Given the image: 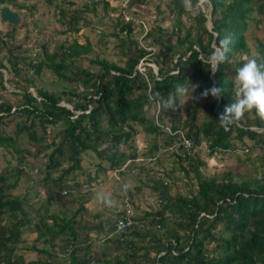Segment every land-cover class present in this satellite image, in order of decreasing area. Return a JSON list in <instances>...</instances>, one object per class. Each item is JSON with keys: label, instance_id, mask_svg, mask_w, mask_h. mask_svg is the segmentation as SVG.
<instances>
[{"label": "trees", "instance_id": "16d2710c", "mask_svg": "<svg viewBox=\"0 0 264 264\" xmlns=\"http://www.w3.org/2000/svg\"><path fill=\"white\" fill-rule=\"evenodd\" d=\"M28 1L34 2L0 0V6L11 4L21 14L23 10L34 16L36 3L28 5ZM97 2L103 18L114 23L111 34L123 61L99 55L87 60L91 43L76 38L64 41L60 51L50 52L45 42L39 43L34 56L23 48L24 39L17 43L14 39L7 47L9 53L0 56V147L18 158L16 167L0 171V264H264V121L253 110L227 128L218 124V115L233 102L236 70L248 59L264 65L260 31L253 49L247 36L252 24L264 28V0H166L164 8L156 7L144 44L135 35L136 27L139 31L143 27L135 20L123 21L121 14L145 0H128L120 8L116 0H45L46 5L54 4L62 33H77L81 21L92 22L89 14L96 12ZM169 20L167 28L164 23ZM214 33L219 38L230 35L232 43L227 61L213 74L203 60L218 44ZM12 34L10 30L4 36L10 39ZM4 36L0 47L5 48ZM141 60L147 62L144 69ZM87 61L94 68L85 66ZM45 70L56 81L40 86L31 73L40 76ZM189 83L199 85L195 91L199 99L185 118L176 120L177 86ZM212 86L223 89L219 105V99L211 96L200 98ZM170 99L171 108L166 105ZM166 117L172 118L169 123ZM182 138L191 139V146L181 144ZM234 140L260 152L261 170L249 177L230 170L205 176L201 168L206 163L198 153L202 143L212 155L231 149ZM84 154L92 161L93 181L103 182L102 173L111 172L119 183L131 176L136 190L142 176L152 174V164L170 155L174 169L197 181V191L172 194L169 173V178L147 175L160 209L145 210L134 216L127 231L100 239L95 233L106 227L113 232L115 219L123 213L109 202L88 208L85 203L93 195L90 180L86 188L79 185L82 195L69 191L84 171ZM40 155L44 156L39 163L35 158ZM32 173L35 180L29 179ZM25 175L33 186L41 184L50 191L46 199L36 201L40 205L36 223L30 191L14 192ZM119 183L113 190L117 200L122 189L132 196L131 189ZM64 188L69 189L66 195L61 193ZM64 196L75 201L70 217L52 208ZM27 229L35 234L29 244L22 236ZM31 252L35 257L26 259Z\"/></svg>", "mask_w": 264, "mask_h": 264}, {"label": "rangeland", "instance_id": "374dc122", "mask_svg": "<svg viewBox=\"0 0 264 264\" xmlns=\"http://www.w3.org/2000/svg\"><path fill=\"white\" fill-rule=\"evenodd\" d=\"M34 3H36V9H37L36 15L32 16L28 12H26L24 13L26 15L25 18L24 15L21 14L20 22L16 26L14 25L11 26L6 21L0 19V24L3 25V28H1L0 26V38L8 30H12V29H16L17 31L27 30L26 32L24 31L25 33L22 32L23 34L21 35L18 34L17 35L18 38H16V41L20 42L21 39H24L22 43H23V48L26 50V52L37 53V54L40 51L39 43L45 42L44 45L47 47V49L50 52H52L53 50L56 49H58L56 51H60L61 50L60 45L64 41L71 42L73 39L76 38L80 43H85V41L88 40L91 43V45L89 51L87 52V54L89 55L87 60H89V58H94L96 55H99L101 57L106 56L109 59H113V60H121V61L124 60L122 56L120 57L121 54L120 48L115 44L117 38L111 34L112 25H114V23L107 17L103 18V13H102L103 10L100 8L98 2L95 4L97 5V7H95L96 12L89 14V17L92 19V22L89 21L88 24H85L83 21H81L79 26V31L77 33L75 32L62 33L58 30L60 29V24L58 23L56 15L54 13V9H55L54 4L46 5L45 0H36V1L34 0V2L31 1L27 2L28 5H32ZM143 4L144 5L142 7L140 4L135 3L131 8L129 7V9L131 10L126 9L122 12V14L124 15V13H128L129 15H133V14H137L136 16L141 15V18H144V22H146L147 26H149L151 20L154 18L155 11H157L156 7L159 5L161 8H164V6L166 5V0H145ZM6 6H9L15 10L18 9V8H14V6L11 4ZM115 6H118L120 8V6L117 3H115ZM201 6L202 8H204V5ZM132 11H134L135 13H133ZM182 19L184 22L188 21V18L186 16H184ZM164 25L165 27L169 28L171 26V20L164 23ZM139 30L140 28L136 27L135 35L137 37L140 36L141 31ZM257 31H260L261 34L260 33L259 34L261 35V38L264 40V28L263 27L256 28L252 24L247 33L248 43L250 48L252 49L257 41L256 40L257 39L256 36L258 35ZM26 34L28 35L25 37ZM174 38L175 36L171 37V40L174 41ZM5 41L8 40L6 39ZM7 47H9L8 42L5 45V48L4 46L0 47L2 53H7V54L9 53ZM2 53H0V56H2ZM243 56H246V54H244ZM84 65L85 66L88 65L93 68L95 66V64H91L88 61ZM152 66L154 67L153 64ZM31 76L37 81V84H39L40 86L48 85V83L56 81V78L53 77L55 75L50 71H46V70L40 76L33 75L32 73ZM6 77H9L8 74H6ZM13 81L16 80L14 79ZM186 87H190V85H187ZM30 90L34 92L33 87H30ZM193 96L196 97V99H199L195 92L193 93ZM196 99H191L190 94L187 96L179 95V105L175 112L176 114L173 117L176 120H181L185 118L187 110L191 108L192 102ZM171 119L172 118L166 117L165 120L167 123H169ZM9 125H12V123H10ZM53 133L55 134L56 130H53ZM146 139L147 137L144 138V140ZM26 143H27V139L23 138L21 144L25 145ZM245 146L249 147L248 144L240 143L239 140H234L231 149L225 151L219 150L218 152L209 155V151L206 144L202 143V146L198 150V153L204 158V161L206 163L201 168L202 173L205 176L209 177L213 175H221L224 171L230 170L234 174L239 173L243 176H248V177L253 176L254 171L257 170L259 172L261 170L260 152L257 149L255 150L250 147L249 150L247 151V148L246 149L244 148ZM232 148H234V150H232ZM50 150L51 148L48 151ZM43 156L44 155H40L39 157L35 158V161L40 163L41 161H43ZM85 156L88 155L84 154L83 163H82L84 167V171L80 174H77L76 176L77 181L79 179L78 182L87 184L86 181L88 182V180H90L88 184H89V189L93 195L98 193L101 189H107L111 192L119 182H117L111 176L105 175L104 173L100 175L101 177L104 178L103 182L99 184L96 181H93L94 168L91 167L92 164H90L92 163V161H89ZM17 161L18 158L16 156L11 155L9 152L5 151L2 147H0V171H2L6 166L9 168L16 167ZM152 165H154L153 172L152 174L148 173L142 176L140 184L138 185L140 189L136 190V186H137L136 181L131 176L123 177V179L121 178L122 182L119 183L121 186L122 184H125L127 188L129 187L131 189L132 196L129 197L133 204V209L136 213L135 214L136 216L143 215L145 210L146 211L156 210V209H160L161 207L160 205L161 203L159 201L157 192L152 189L150 184H147L148 181L147 175H152L155 178L157 177L164 178V177H168L167 174L169 173L170 192L172 194H176L178 192L189 193L188 191L190 189L194 192L197 191V181L194 178L193 179L187 178V175H184L180 170H177L176 168L174 169L175 164L170 155L165 156L161 162L156 161ZM39 174H42V172ZM28 175H30L29 179L33 177V180H35L37 177L33 173ZM28 175H25L23 177L24 179L22 183L18 184L17 186L18 194L23 195L25 194L26 190L33 191L32 200L38 201L42 197L39 188L43 189V186H40L41 184L33 186L32 183H29V180L27 178ZM25 180H27L28 183ZM191 181H192V185L190 186ZM34 189L36 190L38 189V192H36ZM15 190L16 188L14 189V192L17 193V191ZM126 195L127 192H125L124 189H122L119 195L117 194V196L119 197L118 201L120 203H123V199L126 197ZM106 197L107 196L103 197V199H106ZM120 203H118L117 205L115 203H111V204L115 205L114 209H116L121 206ZM66 204L68 203L66 202ZM72 204L73 202L70 201L69 205ZM89 207L91 208L92 206L89 205ZM100 207H103V205ZM109 220L110 217L107 218L106 216L104 222H108ZM109 229L110 227H106L104 230H102V233L101 234L98 233L97 236H99L101 239L102 235L111 234L112 232H109L108 231ZM26 236H29V234L27 233ZM97 249H99L98 243H97ZM109 252L113 253L114 248L111 247L109 249Z\"/></svg>", "mask_w": 264, "mask_h": 264}, {"label": "clouds", "instance_id": "9594fccd", "mask_svg": "<svg viewBox=\"0 0 264 264\" xmlns=\"http://www.w3.org/2000/svg\"><path fill=\"white\" fill-rule=\"evenodd\" d=\"M3 6L5 5H1L0 9ZM141 6L143 7V5ZM122 15L123 14H121V17ZM214 35H216L218 38V44L214 43L213 51L207 58L203 60V63L208 65V68L211 70L213 74L218 70L221 64L227 61V54L231 51L230 45L232 43V38L230 35H226L223 38H219L218 34L214 33ZM141 44H144V42H141ZM149 49L153 50L152 46L151 47L149 46ZM32 55L34 56L35 53H33ZM233 84H234V99H232L233 102L230 105H226L224 111L218 115V124L221 127L227 128L240 121L245 115V113L251 112L253 110H255V113L259 117V119L264 121V65H258L254 59H248L246 62L242 64L241 67H239L236 70V73L233 77ZM189 85L190 87H185L184 85H178L176 92L178 95L187 96L190 94L191 99H196V97L193 96V93L196 91L199 85L190 84V83ZM222 91L223 89L216 86H212L211 88H205L200 93V98L206 99L209 96H211L214 99H219ZM157 95L159 94L157 93ZM166 105L167 107L171 108L174 106V101L170 99L169 101L166 102ZM165 128L167 131L170 132L168 126H165ZM151 159L153 158H150V160ZM72 183L75 185L84 184L82 182H78L76 178L72 181ZM126 201L129 203V208L132 210V214L130 216L134 223V216L136 213L133 209V204L131 203L129 196L126 195L119 209V211H121L123 215L115 219L113 232L106 237H111V235L113 234H122L123 232L127 231L132 227L133 223L129 228L125 229L122 232L116 231L117 220L126 215V206H125Z\"/></svg>", "mask_w": 264, "mask_h": 264}, {"label": "crops", "instance_id": "0c3cea01", "mask_svg": "<svg viewBox=\"0 0 264 264\" xmlns=\"http://www.w3.org/2000/svg\"><path fill=\"white\" fill-rule=\"evenodd\" d=\"M137 4H140V3H137ZM5 5H8V4H5ZM140 5H144V4H140ZM13 9V8H12ZM15 10V9H14ZM23 10H22V14H23ZM19 15H20V18H19V22H20V19H21V13L19 12ZM24 15V17L26 16L25 14H23ZM26 18V17H25ZM8 23V22H7ZM9 25H11L10 23H8ZM0 26H1V28H3V25H1L0 24ZM26 32L27 30H20V31H17L16 29H14V30H11V32L13 33L12 35V37H10V39L8 38V37H6V36H4V35H7L9 32H10V30H8V31H6L4 34H3V36H4V39L6 40H8V44H9V47L11 46V42L12 41H14V39H15V41H16V38H18V34H23L22 32ZM24 32V33H25ZM21 42V41H20ZM16 43H17V41H16ZM22 43V42H21ZM21 54H22V52H21ZM5 55V53H2V56H4ZM103 174V173H102ZM102 174H100V175H102ZM113 174V173H112ZM109 176H111V172L109 173ZM24 176H22L21 177V180H19V184H21L22 183V181H23V178ZM77 179V178H76ZM108 179V178H107ZM71 182V180H68V183H70ZM78 181H79V179H78ZM137 184V183H136ZM79 185H81V186H83V187H85L86 188V184H77V185H75V184H73L72 182H71V186L70 187H72V189H63V191H61V193L63 194V195H66L67 194V192H68V190L69 191H71V190H73V194L75 195V196H77L76 194H77V192L78 191H80L81 192V190L80 189H82V188H80L79 187ZM85 185V186H84ZM120 185V184H119ZM133 186V185H132ZM39 190H40V192H41V194H42V196H44L43 198H45L46 199V194L47 193H49L50 194V191H49V189L47 188V187H45V186H43V189L42 188H39ZM113 190H114V188H113ZM113 190L110 192L109 190H107V189H101L98 193H96L95 195H92V199L90 200V201H87L86 203H85V205L88 207V208H90L89 207V205L90 206H92L90 209H94V208H97V207H100V206H102V204H101V202L102 203H107V202H109L110 204L111 203H115L116 205L118 204V203H120L118 200H117V198H116V196L113 194ZM15 191H17V193H15V194H18V188H16V190ZM64 191H66V193H64ZM33 191H30V194H29V197H30V201H31V203L34 205V208H33V210L32 209H30V206H29V209H30V211L32 212V214L31 215H33L32 216V218L35 220V223L40 219L39 218V215H38V207L40 206V205H38L39 203L37 202L36 203V201L35 200H32V196H33V193H32ZM81 195H82V192H81ZM80 195V196H81ZM105 196H107L106 197V199H103V197H105ZM42 198V197H41ZM73 202V204L72 205H69V202ZM95 201H97V202H95ZM114 201V202H113ZM66 202L68 203V204H66ZM75 201H73L70 197H67V196H64L62 199H57L56 201H54L52 204H53V209H55V210H57L58 211V214H60V215H62L63 214V212L65 211V210H67V211H65L66 212V216L67 217H70L71 216V212L73 211V210H75L76 209V205H75V203H74ZM121 204V203H120ZM120 209V207L119 208H116V211L117 210H119ZM118 212V211H117ZM62 213V214H61ZM31 230H25L24 232H23V234H22V236H23V238H25L26 239V243L27 244H29L30 243V241L35 237L34 235V233H32V232H30ZM29 234V236H26V234ZM98 233H95V235H97ZM35 257V253L34 252H31V253H29V254H27V258L26 259H30V258H34Z\"/></svg>", "mask_w": 264, "mask_h": 264}, {"label": "built area", "instance_id": "2783aa9c", "mask_svg": "<svg viewBox=\"0 0 264 264\" xmlns=\"http://www.w3.org/2000/svg\"><path fill=\"white\" fill-rule=\"evenodd\" d=\"M116 1H117V4L121 7H125L128 4V0H116ZM121 18L125 22H129L130 20H135V23L138 26L143 27V31L141 32L140 36L138 37L139 41L142 42L143 37L145 36V34L148 31V26L142 21L141 16L135 15L134 19H133V15H129L128 13H124V15H122ZM146 64H147V62H144L141 60L139 63V66L141 69H144V66ZM179 142L181 144L185 145V147H190L192 144L191 139L189 140V139L182 138ZM64 193H66V191H64ZM125 206H126V215L124 217L119 218L116 222V231H118V232L124 231L125 229L129 228L133 223V220L131 219V216H130L132 214V210L129 208V203L127 201L125 203Z\"/></svg>", "mask_w": 264, "mask_h": 264}, {"label": "water", "instance_id": "95a60500", "mask_svg": "<svg viewBox=\"0 0 264 264\" xmlns=\"http://www.w3.org/2000/svg\"><path fill=\"white\" fill-rule=\"evenodd\" d=\"M208 19L211 21V15L208 14ZM0 19L12 24V25H17L19 21V13L13 9H11L9 6H3L0 9ZM212 27V23L210 24ZM220 103V99L218 101V105ZM258 130V129H257Z\"/></svg>", "mask_w": 264, "mask_h": 264}]
</instances>
